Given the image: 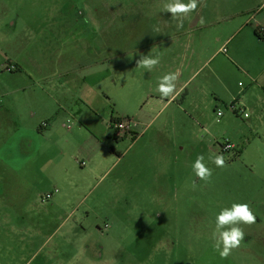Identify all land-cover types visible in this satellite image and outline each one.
Segmentation results:
<instances>
[{"label":"rangeland","instance_id":"obj_1","mask_svg":"<svg viewBox=\"0 0 264 264\" xmlns=\"http://www.w3.org/2000/svg\"><path fill=\"white\" fill-rule=\"evenodd\" d=\"M49 1L0 0V264L4 256H17L10 255L17 251V239L4 233L17 224L19 211H24L30 196L45 199L55 189L65 193L77 181L89 182L82 192L89 193L83 199L80 194L68 197L69 203L81 201L74 215H60L66 210L64 204L53 209L59 216L54 224L65 218L53 243L66 235L71 224L76 227L75 244L70 245L74 257L71 259L69 249L70 259H60L58 264H241L243 259H264V98L256 86L259 81L251 78L258 63L246 43L240 42L232 55L220 53L208 61L216 67L220 81L229 84L224 82L228 84L225 92L220 84L215 86L223 99L214 101L209 96L212 105L205 109L199 130L187 137L183 191L163 200H129L124 195L119 199L110 183L119 178L121 184H130L137 163H129L123 176L121 163H114L97 182L75 159H86L80 154L82 148H94L98 157L108 155V160H115L110 148L119 153L129 150L131 155L138 147L131 149V133L117 141L115 130L107 126L111 119L121 118L124 99L116 92V65L108 61L114 60V53H122V66H126L122 81L128 83L132 56L127 51L148 42V31L141 27L144 36L114 49L110 39L119 23L107 25L106 44L113 51L106 63L103 53L92 57L87 52L89 41L93 43L89 39L99 36V25L88 20L89 9L81 3L74 8H46ZM204 1V15L219 19L218 29L231 30L245 19L248 26H254L251 18L256 7L245 8L238 0ZM246 31L233 36L231 47ZM94 40L96 48L105 42ZM226 56L232 60L228 62ZM9 66L16 71H8ZM209 70L205 67L202 75ZM90 73L93 75L88 77ZM232 104L245 107L247 118L235 113ZM217 110L222 117L216 116ZM217 119L219 123H215ZM41 124L46 127L40 129ZM225 142L233 145L228 152L220 150ZM200 154L213 172L208 183L192 171ZM212 154L223 155L226 167L211 163ZM45 200L43 203H49ZM232 203H248L256 222L241 225L245 240L227 259H221L213 248L215 217ZM43 220L47 218L43 216ZM87 245L92 248L88 250ZM99 246L101 259L90 255L98 254Z\"/></svg>","mask_w":264,"mask_h":264},{"label":"crops","instance_id":"obj_2","mask_svg":"<svg viewBox=\"0 0 264 264\" xmlns=\"http://www.w3.org/2000/svg\"><path fill=\"white\" fill-rule=\"evenodd\" d=\"M164 2L166 0H50L48 5H45L46 8L62 9L74 8L79 5L77 3H81L83 7L88 8V20L90 23L99 25V36L89 39L93 43L90 44L89 41L87 52L92 57H95L97 53H103V62L108 61L107 56L113 51L109 48L111 46L108 47L106 44V41L109 40L106 32L107 25L119 23L110 39L114 40L112 43L114 49L117 48V45L123 44L122 42L129 40L132 42L144 36L143 31L140 32L141 27L148 31V42L127 51L132 56L131 77L128 83L124 84L122 81V73L126 67L122 66V53H114L113 55L116 56L114 60L108 61L109 64L114 62L116 65V92L124 97L119 109L121 118L118 120L128 119L134 123V127L132 126L128 133L134 137L131 149L136 144L138 147L131 155H129V150L119 153L114 148V152H109L115 155V160H108V155L98 157L94 148L89 151L82 148L80 154L86 159H75L77 166L86 167L84 171L88 173L87 176L95 177L97 182L114 163H121L123 171L121 176L126 174L129 163H137L138 168L135 171L131 170L135 178L131 179L130 184H121L119 178L111 181L110 184L117 189L114 194L119 199L128 196L129 200H163L171 194H179L183 191L181 186L185 173L183 158L186 155L187 142L190 141L187 140V137L195 136L199 130V121L204 119L205 109L212 105L209 96H214V101L223 99V94L216 91L215 86L220 84L225 89L224 92L228 89L229 82L224 79H221L223 82L220 81L216 67L213 69L208 62L211 58H216L222 53V47L226 46L227 48L225 55L227 52L232 55L241 45L240 42L246 43L249 47V54L258 63L257 73L250 72L251 78L259 81L256 86L260 88L261 97L264 98V39H259L255 34L257 26L264 25V0H238V3L241 2V6L245 8L256 7L259 18H254L255 12L251 18V20H255L253 27L248 26L246 24L248 19H245L236 28L228 31L225 27L223 29L215 27L219 24V19L204 15L203 9L206 4L204 0L189 18L184 19L182 28L177 27L178 21L171 17V13L161 11ZM184 2L187 3V0ZM252 2L254 3L252 4ZM201 17L205 21L203 25L199 23ZM244 30L247 31L243 38L231 47L233 36ZM97 38L98 41L104 40L105 42L104 44L98 43L96 48L94 39ZM148 54L161 57L159 66L152 72L136 65V61L141 55ZM226 60L229 62L232 59L226 56ZM207 66L210 70L204 76L202 71ZM169 72L180 74L177 81L179 95L175 99L162 100L156 87L159 78ZM93 74H88V77ZM249 107L251 110L253 109L251 104ZM89 108L93 116L97 117L98 114L93 106H89ZM90 125L95 127L93 121L90 122ZM107 126L114 130L110 121ZM44 127H46L45 124L40 125V129ZM126 134L116 137L114 131V138L118 141L125 138ZM229 144L232 145L231 142ZM107 161H110V164L104 163ZM80 162L84 164L81 166ZM88 184L89 182L77 181L65 193H60L55 189L50 194V198L46 200L41 196L31 195L24 211H19L17 224L11 225L9 231L4 233L15 236L18 245L15 254L9 253L17 256H4L3 264H58L60 259H70L69 249L72 253L74 249L70 245L74 246L75 244V224L67 227L66 235H63L59 241L53 243L51 240L64 224L65 218L74 215L81 202L69 203L68 197L80 194L79 199L85 198L89 192L87 194L82 192ZM44 200L49 203H43ZM62 204L66 205V207L64 206L66 210L60 215L65 218L59 224H54L53 222L57 221L59 216L57 209H53ZM28 206L29 208H27ZM129 211L131 213V210L127 212ZM43 216L47 218L45 222ZM86 242L88 244L90 240L86 239ZM90 247L87 245L88 250ZM100 250H103L101 246H99L98 254L90 252V255L101 259ZM73 257L74 253L71 259ZM241 264H264V259H243Z\"/></svg>","mask_w":264,"mask_h":264},{"label":"clouds","instance_id":"obj_3","mask_svg":"<svg viewBox=\"0 0 264 264\" xmlns=\"http://www.w3.org/2000/svg\"><path fill=\"white\" fill-rule=\"evenodd\" d=\"M202 0H166L163 3L161 11L171 13V17L178 21L177 27H183V21L185 18H189L191 13L195 12L198 5ZM199 23L203 25L205 23L203 17L200 18ZM159 31V29H156ZM161 57L159 55H141L136 61V65L139 68H143L148 72H152L159 66ZM178 72H169L159 78L156 91L159 93L162 100L175 99L179 95L177 91V81L179 79ZM182 91V89H181ZM222 115V113L217 114ZM249 113H245V117ZM219 119L215 123H219ZM209 135L212 133L205 129ZM228 147H231L229 145ZM211 163L216 167H226L225 157L223 155L212 154L209 156ZM192 171L196 178L205 183L210 182L212 177V169L205 163V157L200 154L196 157L192 164ZM193 189L197 187L195 181L192 183ZM256 222V216L250 208L248 203H232L231 207L223 208L215 217V229L212 233V239L214 240L213 248L218 252L221 259H227L233 252L238 249L242 242L245 240V232L241 225H252Z\"/></svg>","mask_w":264,"mask_h":264},{"label":"built area","instance_id":"obj_4","mask_svg":"<svg viewBox=\"0 0 264 264\" xmlns=\"http://www.w3.org/2000/svg\"><path fill=\"white\" fill-rule=\"evenodd\" d=\"M258 35L264 39V25H258L257 29H256ZM221 52L225 53V48L222 47L221 48ZM231 108L234 110L235 113H240L245 116V107L239 106L238 108H236L235 104H232ZM218 113H221V111L217 110L216 111V116L220 117L221 115H217ZM134 127V123H132V121L128 120V119H122V120H117L112 122V127L115 130V136L116 137H121L122 135L128 133V131L131 129V127ZM69 129V127H67ZM229 144L228 142H225L222 146H220V150L222 152H228L229 150L232 149V145L231 147H228ZM81 166L84 164L83 162L79 163ZM50 198V194H46L45 195V199H49ZM106 227V225L104 226V228Z\"/></svg>","mask_w":264,"mask_h":264},{"label":"trees","instance_id":"obj_5","mask_svg":"<svg viewBox=\"0 0 264 264\" xmlns=\"http://www.w3.org/2000/svg\"><path fill=\"white\" fill-rule=\"evenodd\" d=\"M255 34H256V36H257L259 39H261V37L258 35L257 31H255ZM117 120H118V119H116V120L111 119L110 122H112V121H117ZM110 150H111L112 152H114V151H113V148H110Z\"/></svg>","mask_w":264,"mask_h":264},{"label":"flooded vegetation","instance_id":"obj_6","mask_svg":"<svg viewBox=\"0 0 264 264\" xmlns=\"http://www.w3.org/2000/svg\"><path fill=\"white\" fill-rule=\"evenodd\" d=\"M7 70H8V71H16V69H15L14 66H9V67L7 68Z\"/></svg>","mask_w":264,"mask_h":264}]
</instances>
